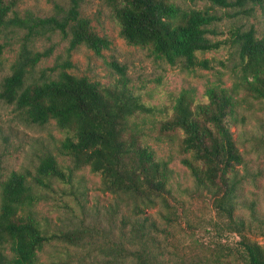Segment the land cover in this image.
<instances>
[{
  "label": "trees",
  "instance_id": "trees-1",
  "mask_svg": "<svg viewBox=\"0 0 264 264\" xmlns=\"http://www.w3.org/2000/svg\"><path fill=\"white\" fill-rule=\"evenodd\" d=\"M18 1L0 0V100L12 105L25 123L44 126L53 121L62 137L54 149L42 148L32 169L6 171L0 157V264H66L60 258L42 260L41 254L48 245L59 244L66 255L71 247L93 245L98 230L52 229L35 208L46 197L40 189L53 191L55 182L70 184L75 172L87 167L100 176L103 191L133 198L140 212L141 206H152L157 198L168 206L173 171L168 160L144 142V128L136 121L142 113L165 111L142 99L129 82L125 66L117 61L109 65L118 76L105 83L68 71L70 52L77 46L100 55L111 43L82 14L84 0H68L64 6L54 3L53 13L46 16L30 10L20 13ZM102 1L110 7L128 44L145 48L154 59L169 65L189 71L209 69V60L198 58V53L223 46L229 49L234 58L231 85H207L202 93L205 100L197 98L194 87L181 89L159 127L166 133H181V162L195 190L210 196L221 217L216 230L234 232L239 238L231 244L216 242L211 254L195 263L264 264V246L245 234L246 221L234 213L244 178L239 168L245 160L233 131L246 121L243 102L251 98L264 103V34L239 24L223 40L210 38L217 34L215 24L224 16H250L253 7L248 1L254 0ZM197 2L205 5L196 7ZM56 33L68 41L66 56L55 58L51 66H39L54 47L51 43L39 50L36 42L50 40ZM13 37L18 47L9 72L1 77L4 51ZM247 206L253 219L263 225L255 203ZM147 222L148 217L131 222L139 239L135 248L112 242L100 248L104 257L97 264H165L141 238L150 237ZM149 225L155 227L154 222Z\"/></svg>",
  "mask_w": 264,
  "mask_h": 264
},
{
  "label": "rangeland",
  "instance_id": "rangeland-1",
  "mask_svg": "<svg viewBox=\"0 0 264 264\" xmlns=\"http://www.w3.org/2000/svg\"><path fill=\"white\" fill-rule=\"evenodd\" d=\"M67 1L19 0L16 9L20 13L30 10L36 15L46 16L53 13L54 3L64 6ZM193 5L202 7L205 3L197 2ZM248 5L253 7L250 16H224L215 24L217 34L210 35V38L223 40L229 36V30L239 24L245 27L251 25L257 34H264V0L248 1ZM80 10L90 19L93 29L106 36L111 43L100 55L84 45L77 46L70 52L72 67L68 71L105 83L118 76L109 65L110 61H117L125 66L129 82L141 94L142 99L161 110L164 108L165 112L142 113L136 117V121L144 128V142L155 150L158 157L169 162L173 171L170 180L172 197H166L168 206L157 198L154 205L141 206L143 211L140 212L133 198L103 191L98 174L87 167L78 170L72 183L55 182L53 191L40 189L41 193L46 192V197L35 208L39 217L52 229H97L98 232L93 236L95 244L71 247L68 255L63 253L64 248L59 244L48 245L41 254V259L60 258L66 264H97L98 258L104 257L100 248L106 249L112 242L122 241L126 246L136 247L135 242L139 239L135 237L131 222L142 217H148L146 225L150 229V237L141 238L165 264L195 263V260L204 259L211 254L210 249L216 242H236L239 238L234 232L223 231L219 234L215 225L220 216L212 206L210 196L195 190L192 177L181 162L184 156L179 151L181 133H166L159 127V121L166 117V110L170 114L168 107L181 89L194 87L197 98L205 100L202 93L207 85H231L234 58L229 54V49L223 46L217 50L198 53V58L209 60L211 68L197 67L189 71L179 65L156 60L145 48L128 44L119 34V26L111 16L110 7L102 0H84ZM8 41L10 44L4 51L1 77L9 72L18 47L15 37ZM51 43L54 47L51 56L39 66H51L55 58L66 56L68 41L58 33L50 40H38L35 47L41 50ZM242 112L247 116L245 123L233 127L234 138L245 160L244 165L239 168L244 178L240 184L238 206L234 213L246 221L248 227H245V234L264 246V224L253 219L247 206L255 203L259 218L264 220V103L249 98L243 102ZM61 137L62 134L53 121L44 126L25 123L12 105L0 100V157L6 171L32 169L42 148L47 146L54 149ZM150 222H154L155 227H151ZM130 240L134 241L131 245Z\"/></svg>",
  "mask_w": 264,
  "mask_h": 264
}]
</instances>
